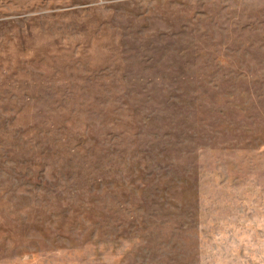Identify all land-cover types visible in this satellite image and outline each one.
<instances>
[{
    "label": "rangeland",
    "instance_id": "rangeland-1",
    "mask_svg": "<svg viewBox=\"0 0 264 264\" xmlns=\"http://www.w3.org/2000/svg\"><path fill=\"white\" fill-rule=\"evenodd\" d=\"M0 264H264V0H0Z\"/></svg>",
    "mask_w": 264,
    "mask_h": 264
}]
</instances>
